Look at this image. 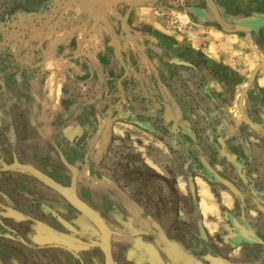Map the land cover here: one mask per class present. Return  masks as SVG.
<instances>
[{
    "label": "crops",
    "instance_id": "crops-1",
    "mask_svg": "<svg viewBox=\"0 0 264 264\" xmlns=\"http://www.w3.org/2000/svg\"><path fill=\"white\" fill-rule=\"evenodd\" d=\"M159 1L0 0V264H106L20 165L113 264H264V0Z\"/></svg>",
    "mask_w": 264,
    "mask_h": 264
},
{
    "label": "water",
    "instance_id": "water-1",
    "mask_svg": "<svg viewBox=\"0 0 264 264\" xmlns=\"http://www.w3.org/2000/svg\"><path fill=\"white\" fill-rule=\"evenodd\" d=\"M69 167H72L67 161L65 162ZM21 168L29 171L32 175L37 177L43 183L56 190L58 193L67 198V200L75 206L79 211L86 215L102 232L103 250L106 255V264H113V257L111 253V231L106 225L103 218L90 206H88L77 194L74 184L64 185L48 174L32 167L30 165H20Z\"/></svg>",
    "mask_w": 264,
    "mask_h": 264
},
{
    "label": "rangeland",
    "instance_id": "rangeland-1",
    "mask_svg": "<svg viewBox=\"0 0 264 264\" xmlns=\"http://www.w3.org/2000/svg\"><path fill=\"white\" fill-rule=\"evenodd\" d=\"M134 1V0H133ZM147 1V0H146ZM192 1L193 0H160L157 4H156V6H155V9H154V11H153V13H154V15L156 14V15H158V14H162L163 15V17H164V19L165 20H167L168 21V23L169 24H171L172 22H176V23H178V24H180L181 22H179V20H182V19H186V23H189V20H188V17H186L185 15H183V14H181V12L182 13H184L185 11L187 12V6L190 4V3H192ZM171 9H175V10H178V11H172ZM181 32H184L185 30L183 29V27H182V29L180 30ZM167 37V36H166ZM170 37H172V36H170ZM170 37H168V38H170ZM171 39V38H170ZM174 39V38H173ZM175 41H176V39H174ZM185 40L187 41V38H185ZM179 41V40H178ZM183 41V40H182ZM164 43H166V41H164ZM164 47V50L166 49L165 48V45L163 46ZM187 47H189V46H187V45H182V44H179L178 45V47H175L174 46V49L175 48H178L177 50H175V51H178V50H181V51H179V52H182V51H184L185 50V48H187ZM201 47H202V45H201ZM200 47V48H201ZM172 48H173V46L172 45H168L167 46V49H168V51H172ZM154 50V49H153ZM180 55H185V52L182 54H180ZM182 57H184V56H182ZM151 58V57H150ZM147 59V66H149V68L150 69H152L151 67H150V62L152 63V64H154V65H156L158 62H155V59ZM154 60V61H153ZM164 62H168L166 59L164 60ZM201 65H202V63H200ZM174 68L175 69H179V67H176V66H174ZM184 72H182V70H178V72H180V74L179 75H181L180 76V78H179V87H182V86H180L181 85V83H183L184 81L185 82H187L186 80L188 79V77H187V75L185 74V70H183ZM178 72H176V73H178ZM178 75V74H177ZM170 79H171V77H170ZM168 77H166V79L165 80H170ZM177 81H175V82H173L174 84L176 83ZM168 84H170V82H167ZM188 84V83H187ZM185 89H186V87H185Z\"/></svg>",
    "mask_w": 264,
    "mask_h": 264
}]
</instances>
